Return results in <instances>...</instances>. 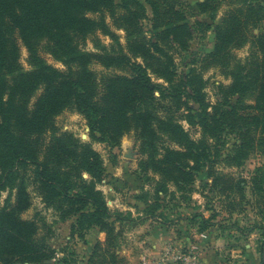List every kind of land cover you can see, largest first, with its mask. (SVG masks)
I'll use <instances>...</instances> for the list:
<instances>
[{"label":"trees","instance_id":"1","mask_svg":"<svg viewBox=\"0 0 264 264\" xmlns=\"http://www.w3.org/2000/svg\"><path fill=\"white\" fill-rule=\"evenodd\" d=\"M197 5L198 13L211 21L222 5L227 9L212 25L192 23L191 5L183 0H0V193L9 187L15 190L14 199L0 208V264H40L55 257L50 241L40 236L38 221L22 216L32 205L31 186L60 220L76 217L72 235L77 231L82 236L92 226L105 232V239L94 244L88 264L125 261L117 250L120 214L111 211L97 188L106 177L100 153L72 132L44 141L43 134L55 128V117L67 107L85 117L92 137L99 141L119 145L123 136L135 132L139 150L148 155L154 171L181 189L214 163L226 130L239 132L237 155L244 154L247 145H257L264 153V32H254L264 22V2L201 0ZM148 8L149 36L143 24ZM97 12L98 18L88 15ZM106 12L125 31L126 44L111 29ZM212 28L214 47L203 61L227 66L231 79L218 85L219 98L210 107L206 81L196 69L178 79L172 49H187L196 33ZM98 30L112 43L97 41L96 51L82 49L80 40ZM248 43L246 59L235 60L232 50ZM41 44L66 68L49 64L40 54ZM21 45L28 52L29 70L20 63ZM92 62L120 72L99 76L90 67ZM153 75L164 83L155 82ZM161 100L190 110L188 120L201 128V137L192 138L173 118L160 116ZM162 138L174 147L160 152ZM258 170L257 186L264 179V171ZM195 217L201 218L199 232L214 226L202 214ZM260 254L264 264V242Z\"/></svg>","mask_w":264,"mask_h":264},{"label":"rangeland","instance_id":"2","mask_svg":"<svg viewBox=\"0 0 264 264\" xmlns=\"http://www.w3.org/2000/svg\"><path fill=\"white\" fill-rule=\"evenodd\" d=\"M191 5L190 21H207L215 25L222 19L227 9L222 5L215 21L206 15L198 13V2L201 0H183ZM119 3L120 0H115ZM264 2V0H263ZM120 11V10H119ZM101 13H89L93 18H98ZM148 17L143 20L145 31L149 36L151 11L148 8ZM106 20L126 44V33L114 25L110 12L105 13ZM255 33L264 32V22L256 29ZM109 46L112 39L101 33L100 30L80 40V46L86 51H96V42ZM215 30L212 28L203 34L196 33L190 41L189 47L179 51L172 49L175 57L177 73L180 78H185L191 68L201 74L206 81L204 91L206 100L211 107L219 98L218 85L228 84L230 76L227 66L222 64H209L204 61V55L214 47ZM250 43L232 50L235 60L244 61L250 53ZM20 63L25 70L31 69L28 62V52L20 46ZM40 54L53 66L65 69V65L55 59L45 47L40 46ZM90 67L100 75L120 72L114 68H106L100 63L92 62ZM155 82L164 83L153 75ZM41 89L33 95L31 103L35 101ZM160 92L156 93L159 96ZM235 101L234 99L232 100ZM250 102V99H248ZM191 107L198 105L189 101ZM160 116H170L180 123L194 139L201 137V128L188 120L190 110L178 109L173 101L161 100L157 104ZM210 109V108H209ZM62 132H72L81 141L89 143L103 158L106 167V177L97 188L102 190L111 211L118 212L121 219L116 221V230L119 235L117 250L125 257L123 264H162L168 248L194 249L200 257L202 250L195 242L202 243V249L211 245L210 239L218 238L219 251L224 257L230 258L232 263L261 264L260 247L264 242V179L257 186L255 177H259L258 169L264 171V153L260 147L247 145L244 154L235 150L240 144L239 132L226 130L218 142L219 155L214 163H208L198 172L192 184L184 189L173 182L163 181L160 173L154 171L147 154L139 150V140L135 132L123 136L119 145L94 139L90 133L85 117L73 106L67 107L55 117V128L43 134L44 141L52 135ZM161 152L165 146L174 147L168 139L162 138L158 142ZM240 151V150H239ZM149 160V161H148ZM146 162V163H145ZM236 162V163H234ZM85 177L88 175L85 173ZM165 183V185H164ZM160 186L164 189H161ZM32 205L22 216L26 219L35 218L39 223L40 236L49 240L55 250V257L40 264H88L89 256L97 240L105 239V232L92 226L80 234L75 231L72 235L71 225L76 217L62 221L57 212L45 205L37 191L30 187ZM15 190L10 187L0 193V208L14 199ZM149 205V212H146ZM159 207L157 208V206ZM143 211V212H142ZM214 223L207 231V238L200 241L194 234L199 233L200 217ZM183 224V228L182 225ZM129 234H125L126 231ZM162 232V235L159 234ZM178 234H187L189 241L180 240ZM148 235L142 243L140 237ZM185 243V247L182 244ZM193 244L195 247L193 248ZM210 264L217 260H209ZM36 264V263H17Z\"/></svg>","mask_w":264,"mask_h":264},{"label":"crops","instance_id":"3","mask_svg":"<svg viewBox=\"0 0 264 264\" xmlns=\"http://www.w3.org/2000/svg\"><path fill=\"white\" fill-rule=\"evenodd\" d=\"M181 226L183 228V224ZM125 234L128 235L129 231L127 230ZM159 234L162 235V232H159ZM207 236H208L207 234L205 235L201 232L194 234V237L195 238L198 237L200 239V241H202V242H204L203 238H207ZM219 237L218 238H216V237L211 238L210 239L211 245H208L207 247H205L203 249H202V243L201 242H195L194 241V244L195 243L198 244L201 247L199 249H201L203 251L201 256L203 257L202 259L204 261V264H210L209 260H217L218 261V262L214 261L211 264H238L236 262L232 263V260L230 258H227V257L225 258L223 252L219 251L220 249H219V245L217 243V241H220V240H218ZM178 238L180 240H184V242L187 241V242L191 243V241H189V239H188L189 236L187 234H178ZM140 239H141L142 243L145 244L144 242L148 239V235H146V236L143 235L140 237ZM182 245H183V247L186 246L185 243ZM189 245H192L193 248L195 247L193 244H189Z\"/></svg>","mask_w":264,"mask_h":264},{"label":"built area","instance_id":"4","mask_svg":"<svg viewBox=\"0 0 264 264\" xmlns=\"http://www.w3.org/2000/svg\"><path fill=\"white\" fill-rule=\"evenodd\" d=\"M162 264H204L198 251L194 249H184L182 247L174 250L168 248Z\"/></svg>","mask_w":264,"mask_h":264}]
</instances>
